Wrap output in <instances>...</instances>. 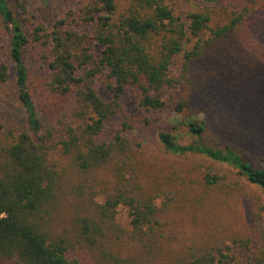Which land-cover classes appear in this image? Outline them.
Listing matches in <instances>:
<instances>
[{
    "label": "trees",
    "instance_id": "obj_1",
    "mask_svg": "<svg viewBox=\"0 0 264 264\" xmlns=\"http://www.w3.org/2000/svg\"><path fill=\"white\" fill-rule=\"evenodd\" d=\"M204 1L233 7L228 20L210 25V15L195 10L185 21L163 0H126L120 11L118 0H80L78 7L65 11L49 26L27 21L7 0H0V36L6 38L16 98L22 107L17 111L27 124L18 133L0 136V264H264V244L253 241L250 246L249 238L233 239L251 252L250 256L245 252L244 262L236 263L227 246L212 252L192 245L183 254H161L158 193L144 186L147 174H133L140 142L132 144L123 135L130 127L124 120L112 138L100 139L106 121L120 112L129 88L135 89L138 106L159 110L171 104L181 112L193 95L206 92L218 79L210 64L224 68L225 74L233 63H254L242 34L264 9V0ZM17 4L25 10L22 3ZM178 56L182 62L173 76L171 66ZM33 58L46 64L52 92L74 98L73 121L80 123H68L58 131L44 120L48 116L38 112L40 92L34 94L29 83L28 62ZM98 76L107 100L95 87ZM9 78L10 67L1 62L0 89ZM179 123L187 128L190 139L183 142L181 132L159 131L158 142L165 151L201 155L234 170L208 169L202 174V206L208 202L209 191L219 192L235 198L228 209L237 214L242 178L264 192L263 167L253 165L232 146L204 142L206 121L186 116ZM57 152L81 171L109 170L114 180L101 202L94 200L97 192L81 200L65 235L50 229L52 209L74 192L52 160ZM231 174L234 180L226 182ZM119 206L128 209L129 229L116 222Z\"/></svg>",
    "mask_w": 264,
    "mask_h": 264
},
{
    "label": "rangeland",
    "instance_id": "obj_2",
    "mask_svg": "<svg viewBox=\"0 0 264 264\" xmlns=\"http://www.w3.org/2000/svg\"><path fill=\"white\" fill-rule=\"evenodd\" d=\"M79 1L7 0L15 13L24 16L27 21L43 22L49 26L53 19L60 18L65 11L78 7ZM18 2L24 5V11L20 9ZM163 2L185 21L191 11H206L211 17L210 25L226 22L233 9L204 0ZM125 5L126 0H118V11L123 10ZM82 30L88 32V29ZM5 41L4 35L0 36V63L6 62L10 67V78L0 89V136H6L9 132L18 133L27 126L25 117L21 118L17 111L21 106L16 98L13 68L7 55ZM242 43L249 57L254 59V63L249 62L246 65L233 63L228 66V71L225 70V74L224 68L210 64V68L217 70L218 79L206 88V92L193 95L183 111H174L171 104L159 110H148L138 106L134 100L136 91L129 88L122 98L120 112L106 121L100 136L101 140L108 141L124 120L130 127L126 132H122L123 135L132 144L140 142L141 147L134 152L133 174L134 176L135 172L147 174L144 186L158 193L155 202L161 208L160 216L163 223V234L159 239L164 246L161 254L168 255L176 251L179 252L174 255L183 254L192 245L212 252L226 249L227 246L230 249L226 252L233 255L237 263L244 262L245 252L249 256L251 252L233 239L249 238L250 246L253 241L255 244H264V208L262 210L258 207L264 206V192L242 178L241 183L245 191L241 190L243 200H236L237 214L230 213L228 209L235 198L220 195L219 192L217 194L209 191L208 202L206 206H202L199 200L204 188L200 185L202 174L208 169L218 172L233 169L201 155L180 156L169 153L162 148L157 137L159 131L173 134L181 132L182 141H189L187 128L179 122L186 116H196L208 123V128L202 135L204 142L215 147L232 146L253 165L264 168V9L252 18L248 28L244 30ZM181 62L182 58L178 56L171 66L173 76L178 75ZM28 65L30 87L34 94L40 92L38 112L48 116L44 120L51 122L58 131L63 130L68 123L72 122L74 126L80 123L73 121L74 98L68 99L51 91L48 85L51 80L50 73L44 61L33 58ZM102 80V77L98 76L95 87L99 96L107 100L109 95ZM21 113L24 115L22 111ZM52 160L58 164L59 169L62 168L68 188L74 190L68 192L69 200L57 204L52 209L50 217L52 232L65 235L70 229V216L76 214L81 200L97 192L94 200L101 202L105 194L111 191L114 180L109 170L98 168L88 172L81 171L72 165L68 157H63L58 152L52 155ZM233 180L234 176L231 174L226 182ZM71 202L72 206L69 205ZM115 215L116 222L122 227L131 228L128 209L125 206H119Z\"/></svg>",
    "mask_w": 264,
    "mask_h": 264
}]
</instances>
